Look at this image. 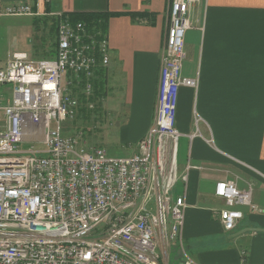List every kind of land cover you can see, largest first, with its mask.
I'll list each match as a JSON object with an SVG mask.
<instances>
[{
  "label": "built area",
  "instance_id": "built-area-1",
  "mask_svg": "<svg viewBox=\"0 0 264 264\" xmlns=\"http://www.w3.org/2000/svg\"><path fill=\"white\" fill-rule=\"evenodd\" d=\"M199 1L169 0L155 123L137 153L125 158L87 149L80 134L63 135V123L81 106L72 89L94 98L95 69L109 63L108 37L65 14L0 1V18L58 21L54 58L15 52L0 65V264H169L172 242L184 243L187 205L184 196L173 195L184 137L176 115L180 88L197 87L183 67L190 10ZM69 76L74 81L65 82ZM29 143L43 148H22ZM192 168L181 177L185 184ZM251 190L232 181L216 184L214 194L227 206L219 211L225 231L243 219L238 206L258 210ZM246 257L243 251L242 264ZM183 264L195 263L187 258Z\"/></svg>",
  "mask_w": 264,
  "mask_h": 264
},
{
  "label": "crops",
  "instance_id": "crops-1",
  "mask_svg": "<svg viewBox=\"0 0 264 264\" xmlns=\"http://www.w3.org/2000/svg\"><path fill=\"white\" fill-rule=\"evenodd\" d=\"M0 1L29 3L41 13L118 14L108 25L109 63H98L94 82L105 79L114 98L106 97L104 106L117 141L130 147L125 157L136 154L155 123L169 0ZM53 19L0 18V65L15 52L35 60L54 58ZM189 19L183 75L197 87L179 90L176 127L184 137L173 190L187 205L183 241L195 264H242L243 251L247 264H264V232L234 238L246 229L264 230V0H200ZM27 28L32 44L19 39ZM188 165L194 168L185 184L181 177ZM222 181L235 182L241 191L252 189L258 209L238 206L243 219L232 232L219 218L226 203L214 194Z\"/></svg>",
  "mask_w": 264,
  "mask_h": 264
},
{
  "label": "rangeland",
  "instance_id": "rangeland-1",
  "mask_svg": "<svg viewBox=\"0 0 264 264\" xmlns=\"http://www.w3.org/2000/svg\"><path fill=\"white\" fill-rule=\"evenodd\" d=\"M94 31L101 33L100 31H97L95 29ZM30 37L31 34L29 28L22 29L21 32H19V39L21 43L26 44L31 41L32 44V39H30ZM56 40L57 38L54 34L52 48L55 51L57 50ZM26 51L28 52V54H31V48L28 47ZM95 78L96 77L94 76L92 80L95 93L93 102L91 100L88 101L84 97L81 88H75V90H73L72 87H69V89H72V91L74 92V95L79 98L81 106L77 109L75 118L68 119L63 123V135L69 137L80 134L82 142L85 144L87 149L101 148L106 150L107 154L110 157H125L130 153L131 149L128 145H122L117 141V129L115 126H111L109 116L107 115L108 111L104 106L105 98L110 96L114 98V96L113 94H110V91L107 90L105 79L99 78V82L97 81L96 84ZM66 81H74V78L69 76L67 79H65V82ZM9 88H11L10 85L4 86L2 87V91H9ZM82 99L86 100L85 105H83L84 102ZM91 103H94V108L89 107ZM84 109L86 110V116L84 114ZM1 116L2 114L0 113V118ZM32 145H35L36 149L43 148V145L41 144L32 143L24 144L22 145V148L29 149ZM168 253L169 264H183L187 258L190 259V250L185 242L182 245L172 242L169 247Z\"/></svg>",
  "mask_w": 264,
  "mask_h": 264
},
{
  "label": "trees",
  "instance_id": "trees-1",
  "mask_svg": "<svg viewBox=\"0 0 264 264\" xmlns=\"http://www.w3.org/2000/svg\"><path fill=\"white\" fill-rule=\"evenodd\" d=\"M118 14L113 13H87V14H69L65 15L72 23L84 22L88 24L91 30L100 31L102 36L108 37V25L111 17L116 16ZM143 16V15H141ZM51 29L53 34H55L56 38H58V21L57 19H53L51 22ZM54 37V35H53ZM56 45H58V39L56 41ZM94 99V98H93ZM93 99L91 101L93 102ZM83 100V99H82ZM84 104H86V100H83ZM84 114L86 116V110L84 109Z\"/></svg>",
  "mask_w": 264,
  "mask_h": 264
},
{
  "label": "water",
  "instance_id": "water-1",
  "mask_svg": "<svg viewBox=\"0 0 264 264\" xmlns=\"http://www.w3.org/2000/svg\"><path fill=\"white\" fill-rule=\"evenodd\" d=\"M247 232H264V230H262V229H246L242 233H239V234L235 235L234 238H237L240 235H242L244 233H247Z\"/></svg>",
  "mask_w": 264,
  "mask_h": 264
}]
</instances>
